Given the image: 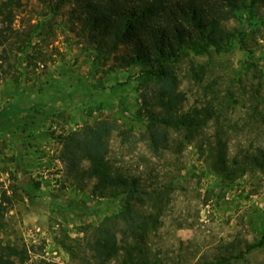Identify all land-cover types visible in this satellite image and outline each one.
I'll use <instances>...</instances> for the list:
<instances>
[{
	"label": "rangeland",
	"instance_id": "rangeland-1",
	"mask_svg": "<svg viewBox=\"0 0 264 264\" xmlns=\"http://www.w3.org/2000/svg\"><path fill=\"white\" fill-rule=\"evenodd\" d=\"M81 1L22 0L14 26L25 38L6 52L0 46V110L21 108L0 134V241L32 247L25 264H98L92 242L100 228H120L113 216L124 196L94 193L96 179L76 177L60 152L62 136L104 120L116 125L108 137L111 165L162 193L132 205L158 217L147 240L151 257L159 264H264V241L231 259L264 234V174L249 171L228 184L215 172L209 145L203 153L195 143L183 145L175 127L157 125L169 141L154 151L141 107L151 94L146 65L126 64L125 44L97 54L81 29ZM220 30L218 49L189 51L169 67L184 110L213 105L224 126L237 124L226 134L232 155L264 134L257 113L247 110L253 100L264 114V7L235 12ZM214 130L213 121L204 128L209 141ZM106 264H121L120 257Z\"/></svg>",
	"mask_w": 264,
	"mask_h": 264
},
{
	"label": "trees",
	"instance_id": "trees-1",
	"mask_svg": "<svg viewBox=\"0 0 264 264\" xmlns=\"http://www.w3.org/2000/svg\"><path fill=\"white\" fill-rule=\"evenodd\" d=\"M21 5L22 0L0 1V46L4 52L7 46L25 38L22 30L14 26ZM261 6L264 7V0H82L80 20L86 40L97 54L114 53L125 44L129 54L125 63L146 65L142 73L150 84L151 94L142 98L141 107L147 113L146 134L150 147L157 151L169 141L167 130L159 132L157 125L181 129L183 145L195 143L202 153L209 145V153L215 154L212 165L216 174L231 184L249 171L264 174V134L261 139H248L245 150L229 154L230 140L226 134L237 124L224 126L220 122L221 110L213 105L184 110L185 95L179 90L176 75L169 65L188 57L189 51L201 55L211 46L218 49L224 36L221 22L241 9L253 11ZM2 57L0 50V59ZM255 92H258L256 88ZM250 103L252 106L248 105L247 110L251 116L257 113L264 132V114L253 100ZM228 106L229 103L221 108L223 112H227ZM20 110L16 103H9L0 110V134L12 128ZM210 121L215 127L213 141H209L204 132ZM113 128H116L113 122L102 120L82 131L65 134L61 139L60 159L76 177L96 179L94 193L108 195L111 199L124 196L120 209L113 216L121 221L120 228H100L92 242L98 264L118 257L121 264H159L156 257L150 256L147 243L158 217L140 214L132 205L160 200L162 193L157 187H141L137 178L128 177L111 165L107 158L108 137ZM84 161L87 167L82 166ZM263 241L264 234L256 243L246 244L245 250L233 254L231 259H240L244 252L262 245ZM31 252L32 247L26 244L0 241V264H25ZM222 261L229 259L222 258ZM38 264L58 263L40 258Z\"/></svg>",
	"mask_w": 264,
	"mask_h": 264
}]
</instances>
